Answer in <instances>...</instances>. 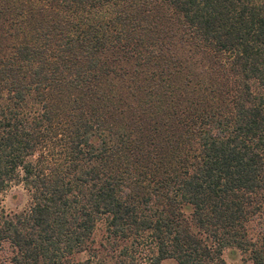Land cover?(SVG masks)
Listing matches in <instances>:
<instances>
[{"label": "trees", "instance_id": "1", "mask_svg": "<svg viewBox=\"0 0 264 264\" xmlns=\"http://www.w3.org/2000/svg\"><path fill=\"white\" fill-rule=\"evenodd\" d=\"M166 259L264 264V0H0V264Z\"/></svg>", "mask_w": 264, "mask_h": 264}, {"label": "rangeland", "instance_id": "2", "mask_svg": "<svg viewBox=\"0 0 264 264\" xmlns=\"http://www.w3.org/2000/svg\"><path fill=\"white\" fill-rule=\"evenodd\" d=\"M27 195L25 191L20 186H15L12 189H10L5 195L3 199V206L6 211H15L20 210L27 204ZM101 234V229L96 232V237L98 238ZM223 257L225 260L229 263H236L237 259L230 254L229 250H225L223 252ZM77 259L84 258V255H77ZM161 264H178L173 259H166L163 260Z\"/></svg>", "mask_w": 264, "mask_h": 264}]
</instances>
